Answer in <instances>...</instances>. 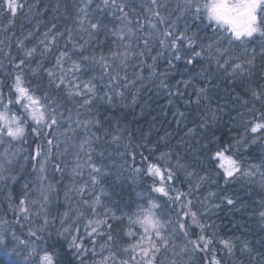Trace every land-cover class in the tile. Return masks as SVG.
I'll return each instance as SVG.
<instances>
[{
  "label": "snow or ice",
  "instance_id": "obj_1",
  "mask_svg": "<svg viewBox=\"0 0 264 264\" xmlns=\"http://www.w3.org/2000/svg\"><path fill=\"white\" fill-rule=\"evenodd\" d=\"M92 2L93 0H81L80 6L76 9L74 21L76 28L67 29L65 48L69 44L71 48L59 51L55 55V62L49 61V67H44V62L58 46L59 40L65 37V32L57 31L56 24L47 27L32 47L26 46L29 37L33 35L31 32L16 41L20 58L13 64V68L19 71L14 75L9 90V97L14 96L15 99H8L5 102L3 92H0V143L5 140L9 144L23 141L29 129L33 136L41 139V143L36 145L34 154L30 153L24 157L25 161L32 163L33 169L38 173L39 184L35 188L25 184V191L19 198L18 204L14 206L17 222L21 217L29 222H33V217L36 218V223L42 220L39 228L29 229V236L37 237V239H40L37 232L42 233L55 223L57 216L52 215L50 206L56 185L51 181L45 183L48 180L47 172L51 167L55 172L62 174L67 167L66 162L63 167L61 166L60 156L64 153L60 152L59 136L64 135L67 138L69 132L76 135V129H83L85 135L76 145L78 151L75 154L76 163L72 169V175L74 177L82 175L83 168H87L89 180L83 185L74 184L68 190L76 194L78 204L76 207L69 206L62 214H58L60 234L65 239L71 237L68 240V247L74 250V256L79 259V264H86V262L87 264H185L182 259L184 255L195 258L201 253L205 258L211 254V259H206V264H221L213 248L216 233L206 235L210 225L201 222L208 209L205 208V213H201L197 204L192 199H187L192 196L194 190L201 187V181L205 180V177L199 178L194 189L189 184L188 192L173 189L170 187V184L175 181L172 168H162L158 163H151L148 156L141 154V161L146 165L145 174L152 178H159V185L153 183L150 192L159 193L167 197L172 204L179 205L176 208L175 219L170 212L163 211L161 205L154 199L149 198V194L141 197L144 203H138L131 214L125 213L119 217L114 210L102 205L103 190L95 193L94 189L100 184L99 177L103 174V167L92 162V144L101 138L97 135L100 132L101 123L98 119L92 118V106L97 100L111 104L114 100L124 99L125 90L130 85L135 86L138 82L141 84L146 82L142 75L143 71H147L148 78L151 79L157 74L155 64L164 54V50L168 51L170 57L169 66L172 65L173 59L179 61L184 56H188L187 64H194L198 58L200 60L206 58L209 70L214 64L217 73L224 72L233 79L242 77L254 66L255 50L250 54L252 59L234 62V60L240 61V57L233 58L228 55L229 49L223 47V38H228L229 43L233 41L243 43L258 34L264 40V27H261V21L264 19V0H207L205 3H201V0H183V4L177 5L181 15L190 13L194 20L206 19L209 22L208 26L221 34L220 39L206 46L200 45L199 50H196V40L186 35L187 26L185 31L177 35L179 30L176 21L170 22V17L163 16L159 10H156L165 7L159 4L158 0H151L152 7L145 8V12L148 13L146 19H138L135 27H132L133 21L129 18L127 11L129 5L123 0H102L96 9L90 11ZM35 6L27 7L31 11ZM25 7L22 0H0V14L5 16L10 14L13 19L23 12ZM108 9L113 10L108 12V15L117 22L114 28L108 30L112 37L113 50L107 54L101 52L99 56L84 55L89 47H95L92 42L98 33L106 29L101 19L94 17L93 13L103 14ZM94 19L95 22H93ZM145 26L150 30L147 35H138L137 33H143ZM77 36L79 39L76 38ZM133 38L137 41L135 45ZM153 41L158 42L161 51L151 56L153 63L149 64L145 57L154 50L150 47V42ZM261 54H264V44L261 46ZM37 55L40 57V62L32 69V72L46 74L49 86L56 90H63L64 94L74 102L81 101L76 104L75 117L71 112L65 117L63 112L59 111L61 106L56 103V98L50 99L47 91L43 95H38L39 88L30 86L24 68L35 60ZM72 56H77L78 59L73 60ZM132 60H136L137 64H131ZM137 67L141 71H133V79H129L128 70ZM85 73H92V75L87 80L81 79ZM96 80L103 82L102 92L94 83ZM182 83L187 88L192 82L189 79ZM161 86L167 87L163 81ZM260 88L264 89V85ZM206 93V87L197 88L195 102L199 104L202 97L206 99ZM179 94V91L175 93V95ZM248 94L251 98L243 100L242 106L252 111L256 117V122L252 124L250 131L252 134L264 132V90L249 88L245 92V95ZM133 102H135V96H133ZM249 104L253 105V108L248 109ZM256 104L260 105L259 109L255 107ZM13 108H16V111H13ZM81 115H87L88 118L82 120L79 118ZM183 116L184 113H178L177 123H180ZM62 121H67L68 127H64ZM203 126L202 124L201 127ZM60 128H63L62 133L54 131ZM93 128L96 131H93ZM193 132L194 129H189L186 135ZM118 139V136L112 137L113 141ZM161 139L165 138L161 137ZM153 150L149 149V152ZM64 151L66 152L67 148ZM229 151L230 148L224 146L215 151L211 157L213 161H218L216 167L222 172L225 182L240 176L251 177L259 168L264 167L262 162L260 165H250L248 169H245L242 161L237 160L235 155H229ZM17 155L16 151H10L8 148L0 153V181L17 179V176L10 175V169L18 163L15 159ZM135 155L136 153L132 154L133 163H135ZM82 156L87 157L83 164L80 163ZM158 159L167 162L170 159V153L161 152ZM37 165H39L38 168ZM23 167L24 165L21 164V169ZM132 172L138 175L145 172V169L134 167ZM188 175L192 176L194 173L189 172ZM261 175L264 176V173ZM171 192H175V195H170ZM89 193L93 195L92 200L85 198ZM214 195L215 193H209L201 203L206 204L207 200ZM66 199H68V192H66ZM227 203L232 205L234 201L227 199ZM99 207H104L102 213L98 211ZM259 215L264 220V211H261ZM113 222L117 225L115 232ZM194 228L199 229V234L192 231ZM192 235L196 238L189 239ZM17 240L21 244L24 243L18 238ZM124 240L130 242L122 243ZM181 240L183 243L178 244L177 241ZM5 241V235L0 233V244H4ZM219 243L223 249L227 250L229 256L233 254L234 244L231 239H221ZM244 250H247L246 245L242 251ZM29 253L30 255L24 257V264H57L54 252L30 248ZM37 255L38 261L34 259ZM189 264H195V259H192Z\"/></svg>",
  "mask_w": 264,
  "mask_h": 264
},
{
  "label": "trees",
  "instance_id": "obj_2",
  "mask_svg": "<svg viewBox=\"0 0 264 264\" xmlns=\"http://www.w3.org/2000/svg\"><path fill=\"white\" fill-rule=\"evenodd\" d=\"M22 2L26 5L25 10L14 19L10 14L7 16L0 14V89L5 98L9 97L10 85L14 75L19 71L13 68V64L17 63L20 58L16 41L31 32L33 35L29 37L26 46L32 47L47 27L56 24L57 31L65 32V37L59 40L58 46L44 62V67H49V61L54 63L55 55L59 51L71 48L70 44L65 48L67 29L76 28L74 23L76 9L80 6L81 0H39L38 3L37 0H22ZM101 2L102 0H93L90 11L96 9ZM123 2L132 9L130 11L128 8L127 11L134 18V21H136L134 9H142L145 12L144 8L138 4L140 0H123ZM146 2L145 8L152 6L151 0H146ZM28 5L36 6L29 11ZM111 11L113 10L108 9L103 14L101 12L93 13L94 17L101 19L106 29H102L98 33L92 42L95 47H89L84 55L99 56L101 52L107 54L113 50L112 37L108 30L114 28L117 22L108 15V12ZM137 14L139 15V13ZM171 16L169 15V17ZM10 20L11 23H9ZM76 38L79 39L78 36ZM136 43L135 41L133 44ZM262 44H264V40L257 34L243 45L236 46L234 44L229 49V56L240 57V61L234 60V62L252 59L250 54L255 50L254 66L250 72H246L242 77L238 76L233 79L224 72L217 73L214 64L209 70L206 58L204 60L198 58L194 64H187L188 56H184L181 60H176V63L171 66L168 64L169 57H165L163 61L158 58L156 62L165 64L169 72L165 76L167 87L152 88L158 81L153 77L154 80L147 86L139 87L138 83L135 86L130 85L125 90L124 99L114 100L111 104L97 100L92 106L93 111L91 113L92 118L98 119L101 123L100 132L97 134L105 136L106 139L118 136L119 139L116 143L121 146L123 154V156H117L115 153L116 157L110 158V160L108 150L97 151L96 146L92 144L94 164L103 167V174L99 177L100 184L94 189L95 193H100L103 190L102 205L114 210L119 217L125 213L131 214L138 203H144L141 197L144 194H149V198L155 199L163 211L165 209L171 211L169 207L174 204L168 201L167 197L150 192L153 183L159 185L158 178L145 175L139 184H135L125 176L123 170H117L124 154L131 155L132 159V154L136 153V166L145 165L141 161V154H143L149 157L151 163H158L162 168H172L175 181L170 184V187L173 189L182 191L185 186L195 184L197 178L201 176L206 178L204 182L209 179L214 181L212 193L215 195L208 199V203L209 201L210 203L203 206L200 212L205 213V208H207V213H210V206L212 207L213 203H220L216 216V240L213 243V248L216 250V258L221 261V264H264V220L259 215L261 211H264V189L258 186L256 180L251 177H240L225 182L222 172L216 167L218 161L211 159L215 151L228 146L230 148L228 154L235 155V158L242 161L244 165H260L264 162V132L251 133L250 129L253 122L256 121V117L252 111L242 106L243 100L251 98L250 94L245 95L247 89L264 90L260 88L264 85ZM150 47L154 50L145 57L149 64L153 63L151 56L157 55L158 49L154 41L150 42ZM72 59L75 60L78 57L72 56ZM39 62L40 57L37 55L36 59L24 68L30 86L38 87L39 95H43L47 91L50 99L56 98V103H62L65 107L73 106L76 101L69 99L63 90H56L49 86L46 74L32 72V69ZM131 62L137 61L132 60ZM140 71L141 69L138 72ZM89 77L90 73L82 75L81 79L85 80L86 78L87 80ZM162 79L164 80V76ZM189 79L192 83L185 88L182 81ZM98 87L102 92V86L98 85ZM205 87L207 88V98L202 97L200 103L197 104L195 102L196 89ZM177 91H179V95H175ZM133 96H135V102H133ZM255 107L259 109L260 105L256 104ZM251 108L253 105L249 104L248 109ZM181 112L184 113V116L180 119V123H177L178 113ZM202 124L203 127H201ZM189 129H194V132L186 135ZM94 130L96 131L95 128ZM161 137L165 139H161ZM31 138L33 137L31 136ZM35 141L37 144L39 143L36 138ZM18 143L23 144V142ZM149 149L154 150L149 152ZM161 152L170 153V159L167 162L158 159ZM110 162L114 164L110 165ZM189 172L194 173V175L189 176ZM23 173L26 175L27 171ZM47 176L54 178V181H58V183L60 181V185L67 182L68 188L71 189L74 184L83 185L88 181L89 171L87 178L83 181L73 178H71L72 181L68 180L70 177L68 174H66L65 180H61L57 173L51 170V167ZM17 177L19 179L14 181L10 192L12 198L10 203L16 200L15 198L18 196L23 195L26 181L32 182L29 179L31 177H22L21 173ZM205 191L200 190L194 193L200 202L204 200L210 190L206 189ZM63 192L66 193L64 190L61 194ZM170 195L174 196L175 192H171ZM72 197L73 199L68 204V199L65 196L62 204L65 210L69 206H77L78 198L74 192H72ZM85 198L92 200V193L87 194ZM227 199H232L234 203L229 205ZM6 200L8 199L4 200L0 193V214L7 221L9 217ZM98 211L102 213L104 207H99ZM213 212L211 211V213ZM10 220L14 221L13 219ZM32 221L31 223L37 225V228L40 227L41 221L36 223L34 217ZM113 223L115 232L117 225L115 222ZM11 225L10 228L13 227L16 235L21 239L30 237L29 229L33 224L24 220L23 217L15 225L12 223ZM211 233L213 231L210 230L206 235ZM37 236L40 239L37 237L29 239L42 246L44 250L54 252L57 264H79V259L74 256V250H70L68 247L70 237L65 239L55 230L50 231L49 229L42 233L37 232ZM221 239L233 241L234 250L231 256L220 245ZM122 243H126V240ZM245 245L247 250L242 251ZM201 259L197 257V264L204 262V255H201ZM206 259L210 260L211 254ZM0 264H19V262H10L5 255H1Z\"/></svg>",
  "mask_w": 264,
  "mask_h": 264
},
{
  "label": "rangeland",
  "instance_id": "obj_3",
  "mask_svg": "<svg viewBox=\"0 0 264 264\" xmlns=\"http://www.w3.org/2000/svg\"><path fill=\"white\" fill-rule=\"evenodd\" d=\"M205 2H207V0H201V3H205ZM138 4L141 5L145 10L144 6H146V4H147L146 0H140V2ZM159 4L165 5V7L158 9L161 12V15L166 16V17H169V15H172L170 17V22L176 21V26L179 30L177 32V35H179V33L181 31H185V27L187 26L186 35L193 37L196 40V43H197V49L196 50H199L200 45L206 46L210 42H214V41H217L218 39H220L221 34L217 31H214L211 27H209L208 26L209 22L206 19L194 20V19H192V16L190 13L187 15H181L180 14V10L177 8V5L183 4V0H159ZM130 11H132V9H130ZM134 11L136 12V15H134L136 21L138 19H146L147 15H148V13L143 12L142 9H140V10L134 9L133 12ZM137 13H139V15ZM129 18L133 21L132 27H135L136 21H134V18L131 17L130 15H129ZM261 27H264V19H262V21H261ZM149 31H150L149 28L147 26H145L143 33H137V34L146 36ZM248 40H250V39H248ZM248 40H246L245 42H247ZM135 41H136L135 38H133V43H135ZM245 42L242 43L240 41H233L232 43H229L228 38H223V47L230 49L232 47V45H234V44L236 46L241 45V44L243 45ZM154 43H155L156 47L158 48L156 53L160 52L161 49L159 47L158 42L154 41ZM141 47H142V45H141ZM139 50H141V49H139ZM165 57H169L167 50H164V54L159 57V58H161L160 61L165 60ZM175 63H176V60L173 59L172 65ZM131 64L135 65V64H137V62H134V63L131 62ZM155 67H156L157 74L154 75L153 77L158 81L154 86H152V88L160 89V88H163L161 86V81H163V83L165 84V76H167L169 74V72L166 69L165 64L163 65V64H160L159 62H156ZM139 70H140L139 67H137L135 69L130 68L128 70L129 79H133V71L138 72ZM85 74H89V73H85ZM121 74L123 75V73H121ZM160 74H163V75H160ZM91 75H92V73H90V76ZM142 75L145 77L146 82H144L143 84L138 82L137 85L139 87H143L145 85L147 86V85L151 84V82L154 80L153 77L151 79L148 78V72L147 71L142 72ZM163 76H164V80L162 79ZM85 80H86V78H85ZM94 83L102 86L103 82H101L100 80L99 81L96 80V82H94ZM0 92H2L1 89H0ZM8 99L14 100L15 97L14 96H13V98H11V97L5 98L4 97L5 102H7ZM77 103H81V101L77 100L73 106H69V107H65L62 103H58L61 106L59 111L63 112L65 117H67L69 115V112H71L72 116L75 117L76 112H77V108H76ZM13 111H16V108H13ZM81 111H83V110H81ZM79 118L83 120V119H87L88 116L87 115H81ZM255 122L256 121H254L253 123H255ZM62 123H63L64 127H68L67 121H62ZM92 130L95 131L94 128ZM54 131L62 133L63 128H60V129L54 130ZM76 132H77L76 135H73L71 132H69L67 138L64 135L59 136V139L61 141L60 152L64 153L63 155L60 156L61 166L63 167L64 162H66L67 167L65 168V171L62 174L55 172L54 169H52V168H51V170H53L55 173H57V176H59L61 178V180L66 179V177H67L66 174H68V176H70V177H68V180H71V181H72L71 178H73L74 180L77 179V180H81V181H83L85 178H87V174L89 171L87 168H83L82 175H77L75 177L72 175V169L76 163L75 154L78 151L76 145L79 144L80 140L83 139V137L85 135L83 129H76ZM29 135H30V137H27ZM97 135L100 136L99 134H97ZM31 136L33 138H31ZM100 137L101 138L98 141L93 143V145L96 146L97 151H102L104 149L108 150L109 154H110L109 159L115 158L116 157L115 153L117 154V156H123L122 151H121V146L117 145L116 141H113L110 138L106 139L105 136H100ZM35 138L38 140L39 143H41V139L33 136L31 134L30 129H29L28 133H27V135L23 141H16V142L9 144V142L7 140H5L3 143H0V153L4 152V150L6 148L10 149V151H16L18 153V155L15 157V159L18 161V163H15L12 166V168L10 169V175L17 176L19 173H21L22 177H24V176H27L28 178L31 177L29 179L32 180V182L26 181L30 188L38 187V184H39V181L37 179L38 173L33 169L32 163L25 161L24 157L28 156L30 153L34 154V150H35L36 145H37ZM18 142H23V144H21V143L19 144ZM65 148H67L66 152L64 151ZM53 151L55 152L56 150L54 149ZM130 156L124 154V157L121 159L119 168L117 170H119V171L123 170V173L125 174V176H127L129 179H131L135 184H139L142 181L143 177L146 175L145 174L146 173V165L136 166V162L133 163ZM85 159H87V157L82 156L80 163L83 164V161ZM92 162L95 163L93 156H92ZM21 164L24 165L23 169H21ZM109 164L113 165L114 163L110 162ZM250 165H259V164H249V165L246 164V165H244V163H243V166L245 169H248ZM38 167H39V165H37V168ZM134 167H143L145 169V172H142L138 175H134L132 172V169ZM25 171H27L26 175L23 173ZM83 173H84V175H83ZM261 173H264L263 167L259 168V170L256 171L255 175L251 176V178H254L256 180V183L258 184V186H260V187H262V189H264V176H262ZM49 176H50V174H49ZM49 176H48V180L45 181V183L47 184L49 181H51L52 183H54L56 185L55 194L52 196V204H51L50 208H51L52 215L57 216V219H56L55 223L53 225H50L47 229H49L50 231L55 230L56 233L61 235L60 234L58 214H62L65 211V209L63 207L64 205H62V204H63V200L66 196L65 192H63L62 194H61V192L64 190L66 192H68V204L73 199L72 192L68 191L69 188H68L67 182H65L63 185L62 184L60 185L59 184L60 181L58 183V181H54V178H51ZM240 177L243 178V177H248V176H240ZM240 177H237V178H240ZM35 178H36V180H34ZM199 178L200 177L197 178V181L199 180ZM17 179H19V178L17 177ZM158 180H159V178H158ZM13 183H14V181L10 180V179L7 181H0L1 197L4 200L8 199L6 201H7V206H8V212L7 213H8V217H9V220L7 219V221H6L2 218V216L0 214V233L4 234L6 237L5 243L0 244V256L5 255L7 260L10 262H19V264H24V257L30 255V253H29L30 248H35L38 251H42L44 249L42 246H39V245L33 243L29 239L31 237H27V239H21L20 237H18L16 235V232L13 229V227L10 228V226H12L11 223L15 225V223L17 222V214L14 212V206L16 204H18L19 198L22 196V195L18 196L17 198H15L16 200H14L12 203H10V201L12 200L10 192H11ZM71 184H72V182H71ZM195 184H192L193 189L195 188ZM214 185H215L214 181L210 180V179L206 182H204V180L201 181V187L198 190H194L192 196L187 197V199H192L197 204V207L199 208V211H200V209H202V207L205 206L206 204H209L210 201L208 203V200H207L206 204H202L201 203L202 201L200 202V200H197L198 197H197V195H194V193L196 191H200V190L205 191L206 189H209L210 190L209 193H212V191H213L212 187ZM189 190H190L189 185H187L184 187L182 192L183 191L188 192ZM209 193H207V194H209ZM31 198H34V197H31ZM155 198H157V197H155ZM141 200H143V199H141ZM156 203H158V202H156ZM219 204H220L219 202L213 203L212 207L210 206V208H209L210 213H207L206 216L204 217V219L201 221L202 223L210 225L207 232H209L210 230L215 232L216 216L218 214ZM217 205H218V207H215ZM72 206L76 207V205H72ZM178 207H179V205H172V207H169V209L172 212L169 211L168 209H165V212H170V215L172 216V218L175 219L176 215H174V214H176V208H178ZM194 210H196V209H194ZM33 211H35V210H33ZM211 211L212 212L214 211V212L211 213ZM164 218H167V217H164ZM10 219H13L14 221H11ZM50 219H51V217H50ZM35 220H36V218H35ZM41 223H42V220H41ZM30 224H33L30 229L34 230L37 228V225H35L34 223L30 222ZM192 231L196 234H199L198 228H194ZM13 233H15V236H13ZM17 238L20 241H24V243L23 244L19 243ZM195 238H196L195 235H192L189 237V239H195ZM70 239H71V237H70ZM128 242H130V241L126 240V243H128ZM101 243H103V241H101ZM177 243L182 244L183 241L182 240L177 241ZM201 255H203V253H201L198 256L200 260H202ZM34 259L36 261H38L39 256L38 255L35 256ZM182 259L185 262V264H189V262L192 259H195V262L197 261V257L193 258L190 255H184ZM86 264H87V262H86ZM196 264H197V262H196ZM202 264H206L205 257H204V262H202Z\"/></svg>",
  "mask_w": 264,
  "mask_h": 264
}]
</instances>
